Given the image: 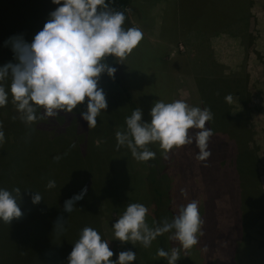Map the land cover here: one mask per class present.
I'll return each mask as SVG.
<instances>
[{"label":"rangeland","instance_id":"obj_1","mask_svg":"<svg viewBox=\"0 0 264 264\" xmlns=\"http://www.w3.org/2000/svg\"><path fill=\"white\" fill-rule=\"evenodd\" d=\"M58 6L52 0H0V67L15 62L6 42L23 36L31 43ZM253 6V18L245 21L233 19L244 4L224 1L129 0L126 9L130 11L124 27L140 28L143 39L126 59L116 58V69L141 109L143 122H151V108L158 100L182 99L213 114L206 124L214 135L209 142L211 156L205 161L182 163L175 155L181 148L165 153L159 143L148 146L159 157H167L171 193L179 196L173 199L176 210L182 199L189 201L181 206L197 200L204 220L198 245L181 249L176 264L231 260L264 264V0H254ZM232 12L234 22L226 19L225 13ZM100 87L108 107L94 128L81 117L86 102L73 113L62 112L32 125L19 118L11 95L0 107L5 134L0 144V189L21 190L23 213L10 224L0 220V264H68L85 227L109 242L114 261L119 252L132 250L136 253L132 264H161L156 240L145 248L139 242L121 243L114 236L112 226L130 203L148 207L146 221L153 225L147 189L153 174L127 146L117 150L115 134L126 130L130 114L113 78L103 74ZM228 95L232 102L226 101ZM224 132L232 139L231 150L223 146L228 144ZM198 151L185 153L196 157ZM216 161L218 166L210 165ZM49 180L55 181L52 189L47 188ZM34 193L42 196L39 204L32 203ZM79 193L84 195L76 209L65 212V201ZM206 206H213L212 212ZM59 217L66 221L63 232L54 227ZM242 232L251 245L233 259L232 247ZM171 242V248L179 247L177 241Z\"/></svg>","mask_w":264,"mask_h":264},{"label":"clouds","instance_id":"obj_2","mask_svg":"<svg viewBox=\"0 0 264 264\" xmlns=\"http://www.w3.org/2000/svg\"><path fill=\"white\" fill-rule=\"evenodd\" d=\"M52 2L59 6L50 13L31 43L23 36L6 42V46H11L15 62L0 67V107L7 105L11 95L19 118L26 125H32L62 112L73 113L86 102V111L81 112V117L89 128H94L97 117L108 107L100 78L105 73L114 78L117 71L107 58L126 59L142 41L143 32L138 27L126 29L125 11L130 10H116L106 0ZM225 99L233 101L231 95ZM142 115L137 108L126 117V130L115 134L117 150L127 146L133 158L147 162L156 156L148 147L152 143H159L165 153L195 144L199 150L197 160L205 161L211 156L209 142L214 133L206 127L213 119L209 108L191 106L182 99L169 103L158 100L151 108L150 123L143 122ZM2 129L0 122V144L5 140ZM60 159V156L54 157L57 162ZM55 186L54 180L48 181V189ZM83 195L79 193L66 200L64 211L73 212ZM18 197L21 199L19 188L0 189V220L6 224L23 216ZM41 200L42 196L34 193L32 203L39 204ZM148 213V207L142 203L128 204L112 226L116 240L131 242L133 246L139 242L148 248L158 237L170 233L169 239L177 241L179 247L170 251L159 248L157 256L167 258L168 264H176L181 249L189 250L198 245L204 235V220L197 200L181 206L170 221L165 218L150 226L146 221ZM65 224L63 217H59L54 227L63 232ZM113 256L109 242L102 239L97 230L85 227L72 248L68 264H132L136 259L132 250L119 252L115 261Z\"/></svg>","mask_w":264,"mask_h":264},{"label":"trees","instance_id":"obj_3","mask_svg":"<svg viewBox=\"0 0 264 264\" xmlns=\"http://www.w3.org/2000/svg\"><path fill=\"white\" fill-rule=\"evenodd\" d=\"M106 2L109 3L110 6L115 8L116 10L125 11L127 9L129 0H106ZM125 15H126V21H125V23H126L127 22V11H125ZM107 59H108V62L111 64L112 67L117 68V63H116L115 57H109ZM118 71L119 70H117V72L115 73V77L113 79L115 80L116 84L118 85L120 92L123 94V100H124V102L127 103V110L129 112V114L131 115L132 111L137 109V106H136V103L133 100L131 94L129 93L128 89L122 84V80L120 79V77L118 75L119 74ZM224 113H225V111H224ZM224 115H226V113ZM224 134L228 138V144L223 142V146H225V145L230 146V150H231L232 139L229 138V136L226 134V132H224ZM193 148H195L194 151H192ZM149 149L151 151H154L151 148H149ZM187 149H191V152H189V153H197L195 151L198 150V148L195 146V144L186 145L183 148L179 149L180 150V151L178 150L179 154H175V155L178 157L180 162L184 163L185 160H188V159H192L191 162H193V163H195L194 160L198 161L195 156L192 157V154H190L189 157L186 155L187 153H185V151ZM167 162L168 161H167L166 156L162 155L161 157H159L157 155V153H156L155 159L147 161L148 165H150L149 168L151 170V173L153 174V176H151V175L148 176L150 179H148V184H147V189H148L149 197H150L152 208H153V224L158 223L165 218H167L170 221L174 218L175 215L178 214V211L175 208V203H174L173 199L177 200L179 198V196L177 195V193H176V195L171 193V190L173 192V189H171L172 180H169L168 174H167V172H165V170H166L165 163H167ZM221 162H225V161L221 160ZM217 163L218 162L216 161V163L210 164V165H213V167H216L219 165V163L218 164ZM170 164H173V162H171ZM197 167L199 169H201L200 165H197ZM160 168L162 169V171H160ZM158 171H160V172H158ZM191 193L193 194L192 191H191ZM180 198H183V196H180ZM182 200H183V202L180 203V207H181V205H183L187 201H189V200H185V199H182ZM212 207L209 208L206 206L205 208L212 212ZM204 213H205V211H204ZM170 235H171L170 233H166V234H164V235H162L156 239V245H157L158 249L163 248L166 251L171 250L172 242L169 239ZM243 235H244V233L242 232V238H240V236H239V238H238L239 241H236V245H234V247H232V249H233L232 252L234 255L233 259L242 255L241 250L244 247H246V250H248L249 246L251 245L250 243H248V240L247 241L243 240ZM243 257L247 259L248 254L246 253L245 256H243ZM160 260H161V264H168L167 258L160 257ZM233 263L234 262L231 260V262L229 264H233ZM236 264H238V263H236Z\"/></svg>","mask_w":264,"mask_h":264},{"label":"crops","instance_id":"obj_4","mask_svg":"<svg viewBox=\"0 0 264 264\" xmlns=\"http://www.w3.org/2000/svg\"><path fill=\"white\" fill-rule=\"evenodd\" d=\"M222 1H224V2H227L228 4H232V3H236V4H244L245 5V8H241V11H240V13H238V15L237 16H235V18H233L235 21L237 20V19H240V20H242L243 19V21H245L246 19H252L253 17H252V14H253V12H255V11H253V5H254V0H210V2H212V3H214L215 4V2H217V3H219V4H221V2ZM255 9V8H254ZM256 10V9H255ZM230 13V12H229ZM229 13H225V14H228V15H226V19H230V18H232L233 16H234V13L232 12L230 15L231 16H229ZM249 16V17H248ZM248 17V18H247ZM246 18V19H245ZM231 21H233L234 22V20H232V19H230ZM230 20H228V21H230ZM230 21V22H231ZM242 21V22H243ZM248 22V21H247ZM244 24H245V22H244ZM248 24H250V23H248Z\"/></svg>","mask_w":264,"mask_h":264}]
</instances>
